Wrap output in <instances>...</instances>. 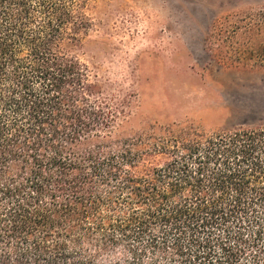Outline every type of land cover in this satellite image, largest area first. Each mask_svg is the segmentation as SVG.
<instances>
[{"label": "trees", "instance_id": "16d2710c", "mask_svg": "<svg viewBox=\"0 0 264 264\" xmlns=\"http://www.w3.org/2000/svg\"><path fill=\"white\" fill-rule=\"evenodd\" d=\"M94 0H0V264H264V126L123 129L85 59ZM205 51L264 66V15Z\"/></svg>", "mask_w": 264, "mask_h": 264}, {"label": "rangeland", "instance_id": "374dc122", "mask_svg": "<svg viewBox=\"0 0 264 264\" xmlns=\"http://www.w3.org/2000/svg\"><path fill=\"white\" fill-rule=\"evenodd\" d=\"M85 59L134 100L123 134L156 126L205 133L264 126V66H227L204 48L217 22L264 15V0H94Z\"/></svg>", "mask_w": 264, "mask_h": 264}]
</instances>
